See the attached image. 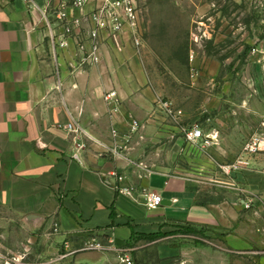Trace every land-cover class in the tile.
<instances>
[{"label":"crops","instance_id":"obj_1","mask_svg":"<svg viewBox=\"0 0 264 264\" xmlns=\"http://www.w3.org/2000/svg\"><path fill=\"white\" fill-rule=\"evenodd\" d=\"M100 2L88 0L86 11ZM60 9L69 20L82 14L73 0H33V5L0 0V264L21 262L22 252L8 244L13 221L43 230L54 250L67 241L70 247L83 245L92 237L123 246L156 235L150 250L171 264H233V250L263 251L264 168L257 165L252 172L258 186L252 219L245 200L206 203L193 178L144 170L148 158L134 160L141 154L135 149L149 143L143 127L154 117L156 94L132 31L105 34L101 62L86 63L74 40L68 48L54 45L52 30L62 32ZM83 31L87 37V28ZM109 90H117L121 99L114 113L104 99ZM133 119L141 130L127 138ZM72 122L84 130L79 138L67 129ZM113 127L126 146L120 155L110 149ZM215 132L224 135L222 129ZM212 144L229 154V140ZM260 156L252 161L261 164ZM124 160L132 165L127 168ZM121 164L127 169L121 171ZM146 193L162 195L163 204L148 207ZM203 226L224 233L227 248L196 242L184 229ZM104 252L101 260L111 254L116 261L114 251ZM255 260L264 264V254Z\"/></svg>","mask_w":264,"mask_h":264},{"label":"rangeland","instance_id":"obj_2","mask_svg":"<svg viewBox=\"0 0 264 264\" xmlns=\"http://www.w3.org/2000/svg\"><path fill=\"white\" fill-rule=\"evenodd\" d=\"M138 5L143 38L138 52L156 107L143 127L149 143L141 149L137 144L135 151L142 156L134 160L147 157L146 171L193 178L206 203L245 200L249 219L255 218L251 208L258 186L252 172L264 168V152L251 153L245 146L254 135H264V0H140ZM195 125L205 133L197 142L185 135V129ZM221 138L230 141L227 155L222 148H211ZM82 145L86 149L87 143ZM260 154L261 164H256L252 158ZM119 168L127 169L122 164ZM243 169L250 172L241 177ZM13 222L8 244L22 252L18 264H116L111 254L101 260L102 250H77L84 244L67 248L61 243L54 250L43 230ZM184 229L196 242L227 248L220 231L207 226ZM157 237H142L133 244L138 264H171L150 250V241ZM231 253L233 264H257L255 257L264 250Z\"/></svg>","mask_w":264,"mask_h":264},{"label":"built area","instance_id":"obj_3","mask_svg":"<svg viewBox=\"0 0 264 264\" xmlns=\"http://www.w3.org/2000/svg\"><path fill=\"white\" fill-rule=\"evenodd\" d=\"M30 5H33V0H23ZM88 0H73V4L81 10L80 17L69 20L65 10L60 9L57 17L61 21L62 32H54L52 37L55 47L68 48L71 40H74L79 48L85 53L83 61L90 64H99L101 62V42L105 34L116 37L119 33L126 29H130L133 34L134 43L139 48L143 43L142 33L140 32V0H101L96 7L90 11H86V3ZM83 27L87 28L88 35H84ZM105 102L109 110L114 113L121 106V99L117 90H109L104 94ZM168 108V103H165ZM140 128V123L137 119H133L130 124L129 133L126 137L136 133ZM67 129L75 134V137H80L84 130L79 124L74 122L67 125ZM186 138L189 141L197 142L204 138L205 133L203 127L195 125L191 129H185ZM119 130L116 127L112 128L113 146L110 148L115 154L121 153V149L125 148L118 141ZM128 141V140H127ZM245 150L251 153L264 152V135H254L246 144ZM123 176L119 177L120 181ZM129 195H132L131 189H123ZM146 204L150 208H157L163 204V196L158 193H146ZM58 226H55V231H58ZM67 248H71L69 242H65ZM79 251L82 250H112L116 253V264H138L134 257L135 247L133 245L117 246L111 240L104 242L98 237H92L87 240ZM75 250V251H77Z\"/></svg>","mask_w":264,"mask_h":264},{"label":"trees","instance_id":"obj_4","mask_svg":"<svg viewBox=\"0 0 264 264\" xmlns=\"http://www.w3.org/2000/svg\"><path fill=\"white\" fill-rule=\"evenodd\" d=\"M114 215V214H113Z\"/></svg>","mask_w":264,"mask_h":264}]
</instances>
